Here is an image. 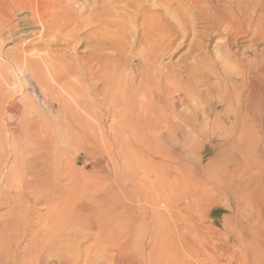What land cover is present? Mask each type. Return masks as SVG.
<instances>
[{
	"label": "bare ground",
	"instance_id": "obj_1",
	"mask_svg": "<svg viewBox=\"0 0 264 264\" xmlns=\"http://www.w3.org/2000/svg\"><path fill=\"white\" fill-rule=\"evenodd\" d=\"M256 3L257 0H17L13 12L9 8H1V16L5 18H0V54L6 42L16 44L15 52L5 54L4 57L8 62L6 70L12 73L14 84H21L19 89L12 91L7 87L11 86L7 75L4 82L0 81V137L9 134L12 140L11 152L15 157L12 169L7 176L4 175L8 185L0 193V207L6 204L5 198L13 193L21 191L30 195L27 189L36 183L50 181L58 167L54 158L56 144H48L44 139V135L52 130L51 124L46 123L36 111L34 102H25L24 109L16 102L15 95L27 91V86L21 81L25 77L32 79L33 84L40 89L45 106L56 112L63 139L71 132L101 137H157L163 133L173 135L183 131L192 136V133L201 130V134L214 131L221 135L223 132L224 140H230L233 137L248 136L252 127L256 130L259 120V153L264 152V55L259 54V59L248 61L227 54L232 52L233 44L238 43L242 37L251 36L249 41L252 44L258 39L264 43V22L261 23L262 20L258 17L254 18L256 15L253 14L261 10H257L259 6ZM253 5H256V10L253 9L250 17L249 8L254 7ZM156 10L164 11V16L156 14ZM22 11H29V16L19 18ZM200 24L203 25L200 36H194L193 32H196V28L200 29ZM224 33L227 37L226 44L221 47L216 43L214 50L221 55L212 60L209 59L210 54L209 57L208 53L200 54L199 48V55L195 53L198 50H195V54L192 51V55L179 60L178 65L181 66L178 68L183 67V71L162 62L167 56L172 58L179 53L187 42H193L195 38L212 40L214 43L219 42ZM200 43H197L198 46ZM207 47L203 48L204 51ZM254 55H258L257 52ZM215 59H219L220 63H216ZM236 62H240L238 69L251 62L258 69L255 77H259V90L255 87L246 93L249 88L245 84L246 70L237 69L235 75L230 72L225 74L232 70L227 68ZM221 72L224 73L223 76H219ZM184 80L183 86H186L187 91L182 90L184 87L177 88ZM214 82L226 84L228 89L224 90L228 94L231 90L232 96L223 95L225 92H218L217 89L219 94L223 93L220 95L222 102L213 101L212 97L216 98L213 96ZM223 105L228 106L223 108ZM186 107L189 108V113L179 114L178 110ZM80 110L96 122L99 121V125L70 129L66 121L81 117ZM228 111L235 117L230 123V120L222 117L228 118ZM105 118L111 121L109 128L102 124ZM246 119L251 124L245 125L248 123ZM77 121L80 122L79 119ZM204 122L206 126H202ZM215 123L225 124L227 129L221 126L220 129L211 128V124ZM204 148L203 145L202 150ZM30 152H33L32 155H27ZM20 153L27 157L23 158ZM0 155L1 164L5 167L9 156L7 145L5 152L0 150ZM61 168H65L64 163L59 164V169ZM3 174L0 172V177ZM207 177H211L210 172ZM227 184L232 186L231 183ZM171 185L173 184H156V197L150 203L161 208L155 213L159 217H169L165 223L173 225L181 240L185 231L192 234L188 229L193 224L190 221L183 223L181 218L184 217L178 209L179 202L172 196L175 190ZM149 188L146 187V192L151 191ZM66 195L67 190L61 182L57 189L47 190L45 199L49 205L51 226L45 234L42 230L34 229L32 239L43 238L29 241L33 260L30 263L27 255L32 252L25 250L24 257L18 264H36V261L37 264H43L57 256V252L63 255L57 256L61 264H67L62 257L69 256L68 251L83 258L82 252L64 247L66 242L59 246L54 244L53 237L59 235L64 226V221L57 218V211H64L65 208L63 204L59 207L56 202L63 203ZM98 202L96 210L81 200L75 204L72 217L61 215L69 219L64 231L67 233L68 229L75 227L79 232H85L97 226L105 232L109 231L106 228L117 229L116 225L121 223L117 220L119 218L116 213L121 211L127 220L122 219L129 221L126 234L128 239L125 242L132 245L130 230L140 217L130 207L133 205L127 207L108 195ZM17 207V204L10 206L9 213L14 216ZM86 211L91 212L95 220L86 219ZM117 239L118 236L108 238L112 242H117Z\"/></svg>",
	"mask_w": 264,
	"mask_h": 264
},
{
	"label": "rangeland",
	"instance_id": "obj_2",
	"mask_svg": "<svg viewBox=\"0 0 264 264\" xmlns=\"http://www.w3.org/2000/svg\"><path fill=\"white\" fill-rule=\"evenodd\" d=\"M16 1L0 0V9L6 7L13 12ZM262 1L264 0H257L256 5L261 6L257 7V10H261L253 13L254 16L256 15L254 18L258 17L259 20H262L261 23L264 22V2L260 5ZM256 5L249 8L250 17L253 9L256 10ZM27 12L29 11L20 12L19 18L28 17L29 13ZM160 12L161 10L155 13L164 16L165 13H162L164 11ZM1 13L0 18L4 19L5 16H1ZM201 25H198L200 29L196 28L193 35L200 36V30L203 27ZM223 36L219 42L214 41V43L212 40L203 41V38H195V42H187L184 49L172 58L167 56L162 62L164 61V65H172L173 69L183 71V67L178 68L181 66L178 65L179 60L189 57L192 51V54L196 53L197 55L200 51V54L208 53V57L210 54L209 59L212 60L213 57L221 55L214 48L217 44L221 47L226 44L225 33ZM250 37H242L238 43L233 44L232 52L229 51L227 54L234 55L239 60L254 61L259 59V54L264 55V43L258 39L252 44L249 41ZM196 42L202 43L199 44L200 47ZM204 47H207L205 51ZM16 48V44L6 42L0 54V81L4 82L5 77L8 76L7 79L10 80L11 86L7 87L12 91L19 89L21 82L14 84L12 73L6 70L8 62L4 56L11 52L14 53ZM84 49L85 47H83ZM83 50L81 48V51ZM195 50L198 51L195 52ZM136 52L137 50L134 51V53ZM256 52L258 55H254ZM215 61L220 63L219 59H215ZM239 63L231 64L227 69H232L233 72L231 70L225 74L228 75L230 72L233 75L239 70H246L244 71L245 74L247 73L245 76L247 83L245 84H247L246 88L249 87L246 93L255 87L259 90V77H255V72L258 69H255L251 62L250 65L245 63L243 68L239 65L243 69L241 70L237 67ZM173 64L175 65L173 66ZM221 75L223 76L224 73H219V76ZM21 81H24L27 91L24 94H16V102L22 109L25 108V102H34L36 111L40 113L46 123L51 124L52 130L44 135V139L48 144H56L54 158L58 162V167L50 181L45 180L28 188L30 195L20 191L5 198V200L7 199L6 204L0 207V264H18L23 259L25 250L33 251L29 248V241L43 238L32 239V233L35 229L42 230L45 234L51 226L49 205L46 202L45 194L51 188L57 189L59 182L67 190L65 201L63 203L56 202L59 207L60 204L65 207L64 211L63 209L57 211V218L64 221V226L69 222V219L61 215L72 217L73 208L79 201L84 200L88 207L93 206L97 210L96 203H99L98 200L107 195L109 198L120 200L127 207L133 205L130 207L140 215L138 222L130 230L129 238L132 243L130 246L125 242L128 239L126 234L129 221H126L127 218L125 214H121V211H118L116 215L119 218L117 220L124 227L121 224H115L117 229L112 228L115 229L114 233L112 229L106 228L111 232H105L98 226L85 232H79L74 227L71 229L72 231L68 229L66 233L62 226L61 234L53 237L55 238L54 244L59 246L66 242L64 247H71L82 252V255L84 254V259L81 256L82 260L68 251L69 256L62 257L65 258L67 264H134L135 262L136 264H264V157H261L264 156V152L259 153V120L256 130L252 127L250 131L253 132L247 134L248 136L233 137L230 140H224L223 132L221 135H219L220 132L214 131H212L214 134L211 132L201 134L199 132L201 130L192 133V136L189 135V132L183 131L181 134L174 133L173 135L163 133L157 137H118L113 135L101 137L71 132L68 137L63 139V132L58 126L59 117L56 112L50 111L45 106L40 89L33 84L29 77L22 78ZM184 82L185 80L180 82L177 88L184 87L182 90L187 91L186 86H183ZM212 88L214 89L213 96L216 97L211 96L213 101L222 102L220 95L223 93L219 94L218 92H225L224 89H228V86L221 82H214ZM230 92L232 91H229L231 95ZM226 94L230 96L226 92L223 95ZM226 106L223 105V108ZM188 110L189 108L186 107L178 111L179 114L185 115V112L189 113ZM80 112L81 117L77 118L80 122L75 118L66 121L70 129L76 130L82 128L83 125H99V121L96 122L86 112L82 110ZM226 116L228 118L222 117L230 120L229 123L235 119L230 115V112ZM102 121V124L109 128L111 121L107 118ZM248 121L250 120L246 119V122ZM5 122L7 124V121ZM247 124H251V122L245 125ZM212 125L210 127L215 129L225 126L221 123H215V127ZM202 126H206V122ZM7 135L0 137V150L5 152L7 145L9 151L5 167L1 164L2 157L0 155V172L4 173L0 177V193L8 185L4 175L7 176L15 160L11 152L12 140L9 134ZM203 145L205 148L202 150ZM32 153L27 155H32ZM20 155L23 158L27 157L24 153H20ZM60 163L65 164L64 169H59ZM208 171L210 178L207 177ZM227 183H231L232 186L230 187ZM156 184L164 186L173 184L171 186L175 191L172 196L176 197L174 200L179 202L175 206L177 205L179 211L182 212L183 223L192 222V227L188 229L192 234L185 231L180 240L173 225L168 226L165 223L169 217L165 216L163 219L155 214L157 210L161 209L150 203L151 199L156 197ZM148 186L151 191L146 192ZM149 192L150 194H148ZM131 201L135 202L130 203ZM14 204H17L18 207L13 216L9 213V209ZM184 210L186 211L184 212ZM90 213L86 211L84 217L95 220V216ZM9 234L11 235L9 236ZM115 236H118L117 242L108 240ZM32 247L34 248V246ZM59 254L61 253H56L57 256ZM57 256L43 264H61ZM27 257L31 263L33 252ZM123 261L125 263H122Z\"/></svg>",
	"mask_w": 264,
	"mask_h": 264
}]
</instances>
